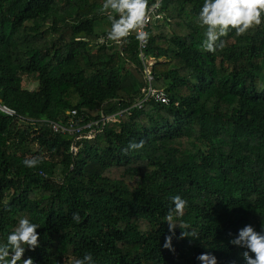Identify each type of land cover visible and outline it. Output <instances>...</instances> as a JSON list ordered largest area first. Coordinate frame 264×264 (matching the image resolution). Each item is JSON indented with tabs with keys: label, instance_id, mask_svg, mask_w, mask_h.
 Here are the masks:
<instances>
[{
	"label": "trees",
	"instance_id": "16d2710c",
	"mask_svg": "<svg viewBox=\"0 0 264 264\" xmlns=\"http://www.w3.org/2000/svg\"><path fill=\"white\" fill-rule=\"evenodd\" d=\"M101 3L0 0V101L15 111H0V238L27 216L41 225L40 244L23 254L33 264L85 252L96 264H200L202 252L239 264L229 233L264 224V22L207 52L203 0H163L147 49L168 102L132 108L92 137L93 128L56 132L48 120L100 121L141 94L135 31L100 43L110 28L97 30ZM175 194L187 200L176 222L196 239L162 222Z\"/></svg>",
	"mask_w": 264,
	"mask_h": 264
},
{
	"label": "clouds",
	"instance_id": "9594fccd",
	"mask_svg": "<svg viewBox=\"0 0 264 264\" xmlns=\"http://www.w3.org/2000/svg\"><path fill=\"white\" fill-rule=\"evenodd\" d=\"M153 6L158 7V0H154ZM148 7L149 0H102L99 12L107 17L110 24L105 33L107 39L118 42L135 31L137 41L146 42L149 33L143 29L148 19ZM196 17L203 29L202 48L214 52L225 47L223 37L227 33L242 35L264 22V0H203ZM143 145L144 140L140 139L129 141L127 147L132 150L140 149ZM22 163L32 168L38 161L33 157L25 158ZM169 200L172 206L162 222L167 223L170 232L180 225L184 229L180 237L198 238L194 230L176 222V218L182 216L187 200L180 194L170 196ZM72 219L79 221V214L74 212ZM40 227L29 217L20 216L12 229L0 238V264H33L32 258H24L23 254L26 249H35L40 244V233L36 231ZM171 239L170 235L165 236L164 248L172 250ZM228 243L239 249V264H264V224L260 223L259 228L252 223L243 224L234 234L229 233ZM196 259L200 264H217V257L211 252H202ZM72 264H96V261L90 252H85L74 258ZM229 264H237V261L233 259Z\"/></svg>",
	"mask_w": 264,
	"mask_h": 264
},
{
	"label": "built area",
	"instance_id": "2783aa9c",
	"mask_svg": "<svg viewBox=\"0 0 264 264\" xmlns=\"http://www.w3.org/2000/svg\"><path fill=\"white\" fill-rule=\"evenodd\" d=\"M163 0H158V7L153 6L154 1L149 4L148 10H147V22L144 25L145 31L148 32L149 25L153 22L160 21L163 19V13L161 12V2ZM131 35V34H130ZM102 40L106 41L108 40L106 35L102 38ZM120 42V41H118ZM139 46V56L142 61V76H143V84L141 87V94L137 96L134 100V102L131 104V106L127 107H120V109L112 114L104 115L99 120H90L87 123H85L82 126H79L77 122H70V124H63L58 121L48 120L47 124L56 132H69L70 134L80 132L83 128H93L91 131H89L88 135L90 137L94 136L96 132L100 129L94 128L95 126H104L107 123H112L116 116L127 114L129 115L131 113L132 108H142L144 105L149 101H155V102H168L169 97L167 94V91L163 87H158L155 85V74L153 72V66L155 63L154 57L150 56L148 53V39L146 42H140L138 41ZM120 105V103H119ZM0 111L6 112L8 114H15V111L3 104L0 101ZM72 114H76V110H71ZM93 132V133H92ZM78 150L77 146H72V151L75 153Z\"/></svg>",
	"mask_w": 264,
	"mask_h": 264
},
{
	"label": "rangeland",
	"instance_id": "374dc122",
	"mask_svg": "<svg viewBox=\"0 0 264 264\" xmlns=\"http://www.w3.org/2000/svg\"><path fill=\"white\" fill-rule=\"evenodd\" d=\"M97 24V30L98 31H102V30H106L108 28L109 22L107 20V17L105 19H100L98 21H96ZM27 82H29V80L26 79V85L28 88L33 89L36 86V81L32 80L31 82H29L27 84Z\"/></svg>",
	"mask_w": 264,
	"mask_h": 264
}]
</instances>
